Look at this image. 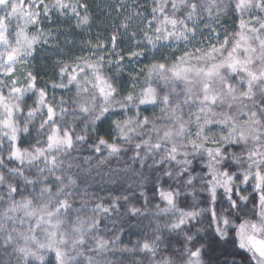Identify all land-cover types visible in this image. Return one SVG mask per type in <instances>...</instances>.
<instances>
[{"label": "snow or ice", "instance_id": "obj_1", "mask_svg": "<svg viewBox=\"0 0 264 264\" xmlns=\"http://www.w3.org/2000/svg\"><path fill=\"white\" fill-rule=\"evenodd\" d=\"M110 7L107 40L40 84L53 21L87 31L88 0H0V264H264V0ZM147 172L151 216L130 199ZM122 208L149 220L132 247L105 234Z\"/></svg>", "mask_w": 264, "mask_h": 264}, {"label": "trees", "instance_id": "obj_2", "mask_svg": "<svg viewBox=\"0 0 264 264\" xmlns=\"http://www.w3.org/2000/svg\"><path fill=\"white\" fill-rule=\"evenodd\" d=\"M119 0H88L90 5V13L92 15V24L88 28L87 31L82 30L80 28L75 27V20H65L61 18L59 21H53L52 27L58 30V38L53 45H44L40 46L38 52L35 54V58L33 60V71L39 74L38 83L43 84L44 82H51L55 80L57 68L55 65V60L60 58H68L75 54H78L82 51L81 44L86 40H95L99 37L100 39L107 40V38L111 35L113 28L116 27L121 17L114 11L110 5L118 3ZM138 2L143 3V0H138ZM127 3L134 4V0H127ZM222 23L226 28L231 30L233 27L232 18H225L222 20ZM121 31H123L121 29ZM56 35V32L53 33ZM118 43H122L125 48L130 46L129 38L124 37L123 41H120L118 38ZM83 53L87 54V49H83ZM139 65L131 64L128 68L125 69V73L134 72L138 69ZM125 79H127V75H125ZM57 97L62 94V90H55ZM51 94V90H50ZM67 98V97H66ZM34 136L35 133L33 132ZM88 151H82L79 155L86 156L88 155ZM116 166V165H113ZM134 167H139L138 165H134ZM197 171H199V165L195 166ZM147 178L141 180L140 176L137 175L135 180L140 181L142 187H136L134 185L133 190L135 191V195L130 196V199L134 202L136 207H141L144 202L142 198H139V192L144 191L147 195L150 203L145 207L146 212L149 216L154 212V205L159 202L154 197V189H153V175L151 172L146 173ZM166 179V178H165ZM91 191H99V185L94 184ZM100 195H105L104 192H99ZM202 195V194H201ZM182 202L187 204H192L193 200L190 195H182L180 197ZM200 206H204L203 199L199 200ZM124 213V209L120 210V214H115L114 219L115 223L113 224L111 220L105 221L104 224L105 234L112 235L118 231L121 240L122 247H132L137 240L141 237V229L144 225L149 223L148 219H144L143 217H131L128 215H123L121 218V214ZM138 221L139 227H138ZM162 223V221H161ZM194 224H198V222H193ZM207 223V221H205ZM172 242L178 246V239L174 235L171 237ZM112 259L123 258L126 262L128 260L139 261L141 258V254L139 253H109Z\"/></svg>", "mask_w": 264, "mask_h": 264}]
</instances>
